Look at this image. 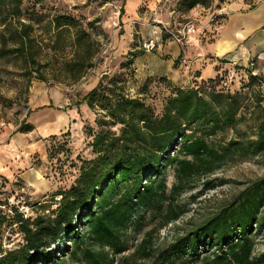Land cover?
Masks as SVG:
<instances>
[{
    "label": "trees",
    "instance_id": "obj_1",
    "mask_svg": "<svg viewBox=\"0 0 264 264\" xmlns=\"http://www.w3.org/2000/svg\"><path fill=\"white\" fill-rule=\"evenodd\" d=\"M213 1L181 0L180 4L189 12L195 7L208 9ZM22 2L0 0V36L10 30L11 52L35 65L36 54L30 49L28 34L31 27L24 23ZM52 24L62 34L63 28L75 26L76 21L57 17ZM88 57L66 63L65 72L73 76L74 83L92 68ZM137 57L130 55L121 63L133 86ZM222 63L230 65V60ZM243 78L248 79L246 93L239 91ZM126 82L121 75L102 76L75 103L76 107L84 105L98 112L95 129H87L93 158L83 162L78 178L67 191L53 196L45 210L49 216L31 221L10 208L24 243L0 254V264H65L67 260L74 264H136L129 258H115L126 251L130 230L142 232L145 215L159 225L144 233L133 257L150 260L156 255L155 264H194L198 260L201 264H256L252 235L264 228V179L252 183L167 250L156 253L152 241L159 230L186 213L177 201L193 190L197 180L229 163L264 155V74L258 71L253 77L246 67L237 65L214 79L194 81L188 88L149 78L133 96ZM151 83L166 91L159 104L147 93ZM247 121L252 122L250 137L246 131L237 130ZM32 131V125L22 123L17 133ZM167 166L174 178L170 188L166 184ZM211 184L204 181L203 187L210 188ZM207 249L215 253L206 255Z\"/></svg>",
    "mask_w": 264,
    "mask_h": 264
},
{
    "label": "rangeland",
    "instance_id": "obj_2",
    "mask_svg": "<svg viewBox=\"0 0 264 264\" xmlns=\"http://www.w3.org/2000/svg\"><path fill=\"white\" fill-rule=\"evenodd\" d=\"M180 1L144 0L136 9L130 10L126 7V0H23L24 23L31 27L28 33L30 49L36 54L38 64L16 58L11 52L14 47L11 41L13 34L10 30L1 34L0 123L10 125L11 129L0 128V146L17 133L22 123L30 125L33 121L34 127L20 141L22 156L30 167H21L14 172L12 179L0 175V254L16 250L24 243L23 236L13 224L10 208H16L25 219L31 221L37 216H49L45 210L53 196L67 191L78 178L83 162L93 158L87 129H95L94 120L98 112L89 111L84 105L76 107L75 103L105 75H121L130 88L129 95L133 96L143 82L142 71L155 66L156 62L150 56L160 49L163 42H172L171 38L165 36L167 32L176 34L189 21L186 18L188 12ZM215 2L219 3L214 0L212 4ZM57 17H70L76 21V25L65 27L62 29L64 32L58 34L52 24ZM148 40H153L155 47L145 52L142 44ZM130 55L141 56L133 66L137 72L134 86L129 80L128 70L121 67V63ZM85 56H89L92 68L74 83L73 76L65 72V65ZM247 85L248 79L243 78L239 91L246 93ZM147 93L154 95L158 100L154 103L159 104L166 91L151 83ZM261 107L264 114L263 102ZM250 127L252 122L247 121L237 126V130L246 131L247 137H250ZM8 131L12 133L11 136L3 139V134L7 135ZM21 174L23 178H19ZM165 176L170 188L174 178L169 166L165 169ZM262 179L264 155L229 163L213 175L197 180L193 190L182 194L177 201L185 207L186 213L176 223L153 236V249L156 253L167 250L176 239L231 203L252 183ZM204 181H210L211 187H203ZM144 225L141 233L129 231L126 251L115 261L129 258L136 264L157 263L156 255L150 260L132 256L144 233L156 229L159 222H152L145 215ZM252 239V257L256 264H264V228L260 232L254 231ZM204 253L213 254L215 250L207 249ZM65 264L74 263L67 260ZM194 264L201 262L198 260Z\"/></svg>",
    "mask_w": 264,
    "mask_h": 264
},
{
    "label": "crops",
    "instance_id": "obj_3",
    "mask_svg": "<svg viewBox=\"0 0 264 264\" xmlns=\"http://www.w3.org/2000/svg\"><path fill=\"white\" fill-rule=\"evenodd\" d=\"M143 1L126 0V7L134 10ZM186 18V24L195 26L194 34L183 45L163 42L150 56L155 66L142 71L143 81L162 78L173 87L188 88L194 81L214 79L225 70H233L232 65L222 63L224 60L236 61L241 69L254 60L257 71L264 74V0L215 2L208 9L193 8ZM140 58L138 55L135 62ZM30 125L34 127L33 121ZM30 133L3 134V139L11 136L0 146V175L5 179H12L21 167H30L20 144L22 136Z\"/></svg>",
    "mask_w": 264,
    "mask_h": 264
},
{
    "label": "built area",
    "instance_id": "obj_4",
    "mask_svg": "<svg viewBox=\"0 0 264 264\" xmlns=\"http://www.w3.org/2000/svg\"><path fill=\"white\" fill-rule=\"evenodd\" d=\"M195 32V26L188 23L185 24L182 29L180 31H178L176 34H173L172 32H167V34L169 35V37L171 38V40L176 43L177 45H183L184 43H186L188 41V38L193 35ZM155 47V43L153 40H148L146 42H144L142 44V49L145 52H149L151 50H153ZM230 65H232L233 67L237 66L238 63L236 61L230 60ZM255 62L254 60H248L245 67L246 69H248L250 71L251 76L253 77H257L258 75V71L255 68ZM262 94H263V98H264V84L262 85ZM0 128L5 129H11L10 125H6L5 123H0ZM12 133L10 132L9 135H11ZM8 135V136H9ZM56 201L59 200V198L55 199ZM53 208H55V206H53Z\"/></svg>",
    "mask_w": 264,
    "mask_h": 264
}]
</instances>
